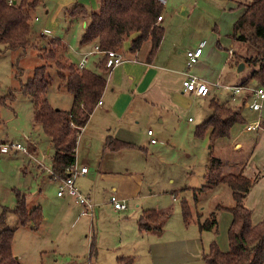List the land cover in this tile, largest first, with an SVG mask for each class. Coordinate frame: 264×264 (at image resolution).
Masks as SVG:
<instances>
[{
  "label": "rangeland",
  "instance_id": "obj_1",
  "mask_svg": "<svg viewBox=\"0 0 264 264\" xmlns=\"http://www.w3.org/2000/svg\"><path fill=\"white\" fill-rule=\"evenodd\" d=\"M76 4L84 6L89 11H97L99 6L97 3L95 8L91 1L78 0L77 3L69 7H62V10L57 11V8H61L59 1L40 0L39 5L30 12L31 41L35 46L27 48L21 59L18 58L22 53L21 50L8 51L0 55V98L5 97L10 90H17L21 83H26L33 76L35 68L47 65L46 74L50 79V87L46 98L49 104L59 109L70 106L71 95L57 75L55 61L47 60L42 54L45 50L48 51L49 48H52L49 44L50 41L58 39L62 45L56 48L55 60L61 59V61L76 66L80 54L84 50L79 45L83 32L80 21L86 22L83 16L72 18L68 15V10ZM194 5L197 10L195 15L190 16ZM230 7L228 0H167L166 5L161 6L163 9L161 15H167L163 25L170 35L177 33L178 30L188 28L197 33L192 42L203 40L207 35L214 37L217 34L221 35L222 44L220 43L218 52L225 67L219 84L241 83L245 79H249L252 72L260 67L259 62L248 63L241 60L239 64H236L232 56L229 58L228 50H233L235 54L244 56V58L256 55L254 48L232 38L234 18L238 14V9ZM156 24L160 25L158 19ZM194 26H197L196 30ZM133 37L132 34L125 40L118 53L122 55L127 53L126 44H129ZM149 47L150 42L147 41L143 44L140 53L143 54ZM89 58L91 60L89 59L86 67L96 71L93 64L94 59ZM262 62H264V57ZM239 68L241 69L239 70ZM248 84L250 85L248 87L251 88L245 90V93L251 95L250 89L259 86L264 88V85L262 86L254 79L249 80ZM214 91L215 97L211 96V99L214 98L219 103L226 104L235 111L238 110L236 103L228 99L226 91L218 87L214 88ZM186 97L187 100L178 117L173 114L169 115V119L166 120L163 127H158L157 121H151L148 129L154 132V137H158L157 130L162 132L161 139H155L158 141L156 145L149 146L145 142L146 126L144 135L140 134L142 143L121 150L124 152L117 156L121 157L117 163L118 166L131 163L138 170L137 172H142L144 178L142 196H147L150 189H153V194L154 189H161L158 197L147 201H152L151 204L156 202L158 205L167 203L163 210H166L170 217L162 228L161 235L164 236H175L183 231L179 235L180 237L184 233H191L198 229L196 223L190 221L191 223L184 225L182 221L181 201L183 202L184 199L192 209L194 215L192 219H196L197 216L200 220L207 218L214 211L211 206L216 199H220V205L225 208L233 206L231 191L226 185L206 194L196 193V198L193 196L192 189L183 190V188L196 187L198 189L204 184L202 174L205 172L204 168L207 165L210 152L218 158L235 160V157L248 156L253 145L252 142L251 146L248 145L240 152L235 153L240 148L234 146L235 144L232 142L228 143L227 140L219 141L213 148H210L206 137L195 140L193 132L201 124L203 113H206L204 118L207 119L212 111L209 108V103L204 102L201 98L193 95ZM208 101L210 102L209 99ZM172 109L174 110V108ZM189 118L192 122H188ZM243 128L244 125H235L231 136L235 137V134L241 132ZM34 141L38 144V148L36 143L33 144ZM12 143L25 146L28 154L16 152L12 156H1L0 215L3 209L7 211L14 209L16 192H20L27 196V200L30 198L33 203L41 205L43 216L42 224L37 229H33L32 226H19L15 216L11 213L6 214L7 227L15 230L11 251L14 258H17L18 264H118L117 257L121 254H127L123 256L134 254L131 264H155V262L148 261V257L135 253L140 236L137 233V219L132 216L130 211L117 212L103 195L96 196V199L102 201L96 203L99 207L96 206L93 218H80L77 214L78 209L68 200L57 198V184L47 178V169L50 166L52 153L49 140L41 127L34 123L32 103L22 94H17L13 102L0 108V144L10 145ZM48 149L50 151L47 155ZM77 157L78 155H76ZM80 157L83 161L87 160L85 159L86 149L81 150ZM108 161L110 158H105V163ZM110 165L115 166L116 164L112 160ZM88 166L89 182L92 181V175H94L95 179L92 182L95 183L96 172L91 160H89ZM26 168L29 171H26ZM36 169H40V173L37 174ZM41 171L44 172L41 173ZM85 184L88 182L85 181ZM173 190H178V200L170 204V194ZM144 203L146 202L144 201ZM146 206L155 207V205ZM99 209L101 214L97 217ZM62 211L65 212L64 217L61 216ZM202 233L214 240L215 233L213 231ZM91 238L92 240H90ZM203 240L207 244L203 251L200 250L201 254L208 251L210 243L205 238ZM91 242L95 248L90 255ZM123 264H127V262ZM173 264H205V262L200 256L195 263L180 261Z\"/></svg>",
  "mask_w": 264,
  "mask_h": 264
},
{
  "label": "trees",
  "instance_id": "obj_2",
  "mask_svg": "<svg viewBox=\"0 0 264 264\" xmlns=\"http://www.w3.org/2000/svg\"><path fill=\"white\" fill-rule=\"evenodd\" d=\"M229 1V0H228ZM40 0H0V55L8 51H19L21 59L26 49L34 47L31 41V15ZM98 10L89 11L84 6L76 5L68 15L72 18L83 16L86 20L79 45L95 44L99 50L118 52L125 40L132 34L128 53L136 54L147 41L150 42L148 57H153L163 38L164 28L156 24L163 9L155 0H98ZM232 38L256 51L254 57L234 54L236 64L241 60L258 63L260 67L253 71L250 78L242 85L254 79L264 85V0H252L244 5V10L233 24ZM51 47L42 56L54 60L57 75L65 84L71 95V106L68 110L52 107L46 96L50 87L47 76V65L35 68L33 76L26 83H21L17 90H10L0 98V108L15 100L17 94L27 97L33 107V121L39 125L50 143V170L61 178L67 176L66 168L76 160L77 140L88 122L96 104L100 101L106 85V76L110 73L107 56L101 55L96 63L97 71L87 67L79 70L74 64L55 60L56 48L62 45L58 39L50 41ZM46 46V45H45ZM246 50V47H245ZM260 87V86H259ZM263 88V87H262ZM211 115L194 131L197 139L209 134L208 143L213 148L221 140H228L235 125H243L241 115L226 104L214 98L209 102ZM123 144L107 138L105 147L117 151ZM238 152V151H237ZM235 152V153H237ZM240 152V151H239ZM248 156L225 160L209 154L204 173V184L197 189L201 193L210 191L220 185H226L234 200V206L225 208L218 205L203 221L197 216L196 224L199 231L218 233L217 213L228 211L232 220L227 230L228 250L221 251L215 240L209 243L208 251L201 259L205 264H264V219L252 225L251 211L244 205V198L257 181V177L249 178L244 174ZM51 178V177H50ZM27 196L16 192V205L13 210H2L0 215V264H18L12 254L14 229L7 227L6 214L11 213L19 222V226H32L37 229L43 222L42 209L36 206L27 207ZM190 211H189V210ZM184 223L192 222V210L186 201L181 202ZM165 213L148 210L138 220V232L160 230ZM196 216V215H195ZM94 247L92 242L91 248ZM120 264L132 263V258H120Z\"/></svg>",
  "mask_w": 264,
  "mask_h": 264
},
{
  "label": "crops",
  "instance_id": "obj_3",
  "mask_svg": "<svg viewBox=\"0 0 264 264\" xmlns=\"http://www.w3.org/2000/svg\"><path fill=\"white\" fill-rule=\"evenodd\" d=\"M57 1H59V6H61V8H57L58 11L62 10V7H69L77 3L78 0ZM85 1H91L96 8V0ZM251 1L252 0L228 1L231 9H238V14L234 18L235 21L243 12L244 5ZM194 6L195 7H193L190 11V16L195 15L197 8L196 5ZM166 17L167 15L164 14L162 16V21H160V25L164 28V34L153 57H148L150 47L143 54L140 53L141 49L136 54H130L127 51L129 44H126L127 53L123 54V62L110 71V73L106 76V85L100 98L101 104H96L88 122L81 130L77 140L76 155H78V157L76 158V163L79 166H86L87 172L76 178V185L81 193L88 197L90 202L94 204L93 214L96 206H98L96 203L98 204L102 201L96 199V196L99 197L103 195L106 197L107 202L108 200L110 202L111 197H116L119 201H122L126 205V209L124 211H116L123 213L130 211L132 216H135L137 219L136 224L138 223L142 213L148 210H154L158 213L167 214L168 216L164 219L160 230H150L140 234L138 232L137 224V233L140 236V240L137 242L139 245L137 246L135 250L137 252L135 253L148 257V261L151 263L155 262V264H173L180 261L182 263H195L198 261L200 256H202L200 250L203 251L204 246L207 244L203 238L210 242L213 240L207 237L208 235H204V233H202L203 231H199V229L192 231L191 233H184L180 237L179 235L183 231L175 236L161 235L163 233L162 228L165 226V223L170 217V214H168L166 210H163L165 209L164 205L167 203L158 205L156 202L155 204H151L152 201H147L158 197L161 189H154V194L153 189H148L149 194L147 196H142L144 191V178L142 172H137L138 170H136L131 163H125L123 166H118L117 163L121 157L117 156L124 152L121 150L131 147L134 144L142 143L140 134L144 135V128L146 126L147 131L145 142L147 145L149 144V146L156 145L158 143L157 140L155 143H151L150 140L157 138L161 139L162 132L159 130L156 131L158 136L157 138L154 137L153 131L151 135H148V131H151V129H148L151 121H157L158 127H163L166 120L169 119V115L173 114L178 117L181 109L183 108L184 102L187 100L186 96L193 95L201 98L204 102L209 103L207 100H211V96L215 97L214 88H217L216 85L244 86L245 88L250 85H242L246 79L237 84H219L225 67L220 53L218 52V47H220L221 43V35L217 34L216 37L207 35L203 40H198L196 42H192V40L195 36H197V33L189 28L178 30L177 33L170 35L166 32L165 25H163ZM80 22L84 28L85 22ZM194 27L196 30L197 26ZM42 36L44 37V35ZM202 43L204 44L198 61L188 69L186 56L187 51L195 50ZM93 45L94 44H87L80 46L81 49H84L80 54V58L82 54L91 51L93 49ZM227 53L230 58V56H234L235 51L228 50ZM100 57L101 54L99 53H95L91 56V58L94 59L93 64L96 71V63ZM88 63L89 61L87 64ZM188 75L196 77V79L202 83H206L210 89L209 95L206 97H200L184 92L182 89V81L185 80ZM245 90L248 89H244L235 101H232L231 96L228 94V99L231 102L236 103L238 106V110L236 111L244 120V128L238 134L236 133L235 137L231 136L227 141L228 143L232 142L235 144L234 146L239 147L240 149L237 150L238 152L253 142L251 153L249 154L246 167L244 168V174L249 178L257 177L258 179L245 196L244 205L251 211L252 225H256L264 219V100L261 102L260 110H251L249 106L253 103V101H256L257 98L253 93L252 95L245 93ZM70 106L64 107L60 110H68ZM172 108H174V110ZM205 114L206 113H203L202 115L201 123L206 120L204 118ZM189 119L188 122H192V120L189 121ZM254 124L259 125L256 130L246 131V127L248 125ZM108 137L123 144L122 148L117 151H110L107 149L105 147V142ZM208 137L209 134L206 135L207 140ZM29 138L32 139L31 137ZM193 138L198 140L194 136V132ZM240 139L242 140L240 141ZM34 143L36 142L34 141L33 144ZM35 145L38 148V144L36 143ZM84 149H86L85 159L87 160L83 161L80 157V152ZM49 151V149L46 151L47 155L49 154ZM13 154L15 153L10 154L9 156H12ZM107 157L110 158V161L113 160L116 165L111 166L110 161L105 163V158ZM89 160L92 161V165L96 172L95 183L92 182L93 179H95L94 175H92V181L90 180L89 182ZM26 171H29L28 168H26ZM36 171L37 174L40 173V169H36ZM42 172L44 171H41V173ZM204 173L205 172L202 174V181L204 180ZM47 178L52 182L48 173ZM85 181L88 182V184H85ZM54 183L57 184L58 190L59 184L57 182ZM221 186L222 185L207 191L205 194L213 192ZM185 189H192L193 196H195L194 198L197 197L196 193H200L197 191L196 187L183 188V190ZM177 196L178 190L171 191L170 199L168 198L169 203L171 204L172 202H177ZM57 198L68 200L70 204L78 209V216L80 218H85L79 215L80 208L75 205L70 198L58 196ZM144 201L147 204L144 203ZM183 201L186 200L184 199ZM231 201L234 206L232 195ZM31 202L32 200L28 198L26 202L28 209H32L36 206L41 207L40 204ZM220 203V199H216L211 208L215 209L218 205H220ZM146 205H155V207ZM233 206H229V208ZM100 214L101 210L99 209L96 216L99 217ZM61 216H65L64 211L61 212ZM192 220V222L196 223L194 219ZM231 220L232 215L228 211H220L217 215L218 233L215 234L213 239L216 241L220 250L224 252L228 250L227 230ZM184 225L187 224L184 223ZM90 240H92V238ZM90 244H92V242ZM94 248L95 247L90 248V255L94 252ZM123 255L127 254H121V256L117 257V260L120 258L133 259L134 254L132 256H130V254L128 256ZM15 259L17 260V258ZM118 264L120 263L118 262Z\"/></svg>",
  "mask_w": 264,
  "mask_h": 264
},
{
  "label": "built area",
  "instance_id": "obj_4",
  "mask_svg": "<svg viewBox=\"0 0 264 264\" xmlns=\"http://www.w3.org/2000/svg\"><path fill=\"white\" fill-rule=\"evenodd\" d=\"M15 2V0H8L9 3ZM159 5L165 6L167 3V0H155ZM158 21H162V15L159 16ZM204 43H202L198 48H196L193 51H187V68L189 69L192 67L199 59L201 52H202V46ZM95 53H99L103 56H107V63L106 66L109 69V72L112 71L115 67L119 66L124 58L123 55L114 52V51H100L99 47L97 45H93V49L91 51H88L84 54H82L81 58L76 64V67L81 70L85 68L87 62L89 61V57L94 55ZM232 53V52H230ZM216 87L222 89L223 91H226L230 96L231 100L235 101V99L241 94V92L244 89H249L248 87L244 86H229V85H216ZM182 89L186 93L194 94L200 97H206L210 93V89L206 83H202L196 79L194 76L188 75L185 80L182 81ZM250 91L255 95L257 98L256 101H253L249 108L253 111H258L261 109V102L264 100V88L258 87V88H252ZM98 105L101 104V101H98ZM191 119H189L190 121ZM259 127L258 124L254 125H248L246 127V131H254ZM152 132L149 130L148 135H151ZM151 143H155V139L150 140ZM16 152H22L23 154H28V150L25 146L22 144H0V159L2 155H10L12 153ZM47 169V168H46ZM47 172L49 173L50 179L54 182H57L59 184L58 190H57V196L58 197H68L70 198L75 205H77L80 208L79 215L83 217L91 218L93 215L94 210V204L90 202L88 197H86L84 194L81 193V191L78 189L76 185V178L80 175H84L87 172L86 166H79L76 163V160L70 164L66 168L67 176L65 178H61L57 174H53L50 168L47 169ZM110 202L113 205L115 210L118 211H124L126 209V205L119 201L116 197H111Z\"/></svg>",
  "mask_w": 264,
  "mask_h": 264
},
{
  "label": "water",
  "instance_id": "obj_5",
  "mask_svg": "<svg viewBox=\"0 0 264 264\" xmlns=\"http://www.w3.org/2000/svg\"><path fill=\"white\" fill-rule=\"evenodd\" d=\"M240 66H242V65H240ZM241 68H239V70H240Z\"/></svg>",
  "mask_w": 264,
  "mask_h": 264
}]
</instances>
